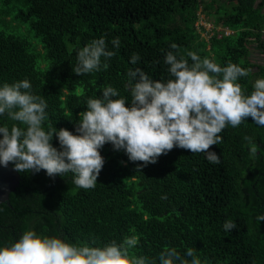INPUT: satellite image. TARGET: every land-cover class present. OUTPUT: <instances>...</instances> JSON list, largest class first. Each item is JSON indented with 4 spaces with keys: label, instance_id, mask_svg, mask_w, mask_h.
<instances>
[{
    "label": "trees",
    "instance_id": "obj_1",
    "mask_svg": "<svg viewBox=\"0 0 264 264\" xmlns=\"http://www.w3.org/2000/svg\"><path fill=\"white\" fill-rule=\"evenodd\" d=\"M201 6L214 28H222L207 41L196 28ZM101 37L116 55L107 69L102 58L100 71L77 76V51ZM117 37L119 49L111 43ZM254 50L264 60V0H0V87L29 80L31 93L47 103L46 130L77 134L87 99L99 98L105 86L117 89L116 98L130 107L128 70L167 81L169 51L189 64L186 53L193 51L222 67L249 69L238 82L250 94L254 81L264 78V62L252 61ZM134 54L136 64L130 62ZM11 123L0 116V125ZM220 135L223 142L209 149L220 156L218 164L206 153L174 147L140 170L143 162L106 143L96 186L87 190L73 184L72 173L18 172L19 187L9 205H0V247L29 229L92 246L137 235L135 254L149 258L166 246L182 256L191 247L202 264H264V220L256 219L264 215V127L248 117ZM246 136L259 146L257 159L249 157ZM52 144L59 149L55 136ZM227 220L237 227L225 232Z\"/></svg>",
    "mask_w": 264,
    "mask_h": 264
},
{
    "label": "clouds",
    "instance_id": "obj_2",
    "mask_svg": "<svg viewBox=\"0 0 264 264\" xmlns=\"http://www.w3.org/2000/svg\"><path fill=\"white\" fill-rule=\"evenodd\" d=\"M119 49L120 39L111 41ZM177 49L175 43L170 45ZM101 37L77 51V64L72 69L77 75L98 72L109 66L106 61L115 56ZM179 58L172 51L166 53L170 79L153 80L142 69L128 70L127 87L131 106L126 99L116 98L119 92L105 86L99 98L86 101V111L79 113L76 133L55 127L45 129L47 103L31 93V83L24 79L0 87V116L11 121L0 125V165L10 163L20 173L45 170L49 177L72 173L77 188H95L105 163L100 149L111 143L114 150H124L132 162H143L137 170L155 164L157 158L174 147L191 153H206L213 164L220 156L210 147L223 142L220 133L227 126L238 127L248 117L264 127V78L254 81L250 94L238 82L249 75V69L238 64L220 66L203 59L193 51ZM140 60L138 54L131 63ZM58 139L59 149L52 140ZM249 146V157L257 159L259 146L252 137H244ZM166 198V197H163ZM264 220V215L257 216ZM236 224L227 220L225 232ZM95 244V241H93ZM137 235L112 240L103 246L88 243L73 244L56 236H41L29 229L11 246L0 247V264H202L194 248H187L182 256L175 247H164L156 258L136 255ZM190 257L191 259H187Z\"/></svg>",
    "mask_w": 264,
    "mask_h": 264
},
{
    "label": "water",
    "instance_id": "obj_3",
    "mask_svg": "<svg viewBox=\"0 0 264 264\" xmlns=\"http://www.w3.org/2000/svg\"><path fill=\"white\" fill-rule=\"evenodd\" d=\"M19 181V173L10 164L0 165V205H9V197L19 187Z\"/></svg>",
    "mask_w": 264,
    "mask_h": 264
},
{
    "label": "rangeland",
    "instance_id": "obj_4",
    "mask_svg": "<svg viewBox=\"0 0 264 264\" xmlns=\"http://www.w3.org/2000/svg\"><path fill=\"white\" fill-rule=\"evenodd\" d=\"M203 1L207 2V0H203ZM202 9L203 7L201 6V9L199 10V20L196 23V28H197L198 34L201 36L200 38L204 41H207L213 35L214 31L220 32L222 28L219 26L214 28L213 16L205 15ZM223 33L229 34L230 32L228 30H223ZM251 58H252V61L256 63L264 62V60L260 58V56L257 54L255 50L252 52Z\"/></svg>",
    "mask_w": 264,
    "mask_h": 264
}]
</instances>
